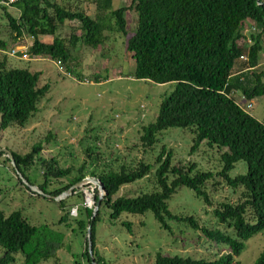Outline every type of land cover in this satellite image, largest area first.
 I'll return each mask as SVG.
<instances>
[{
    "label": "trees",
    "instance_id": "1",
    "mask_svg": "<svg viewBox=\"0 0 264 264\" xmlns=\"http://www.w3.org/2000/svg\"><path fill=\"white\" fill-rule=\"evenodd\" d=\"M95 4L93 18L50 0H15L11 7L19 14L16 19L5 7L1 8L14 39H21L23 34L32 39L27 53L31 59H50L60 62L62 67L72 60L71 50L77 44L98 49L108 41L110 34L127 37L125 15L134 11L136 29L126 42V52L135 64L132 78L156 85H175L160 102L155 120L141 128L142 148L152 149L164 131L182 129L194 136L192 153L206 143L217 149L221 163L216 174L199 172L194 164H173L172 153L162 148L153 165L139 161L128 169L121 166L119 171L103 169L98 174L90 173L105 192L91 225L96 264H105L95 243V226L100 221L101 211H107L110 222H116L123 213L144 215L150 212L164 231H170L168 222L185 224L199 231L206 240L228 248L226 255L214 261L157 254L154 264H240L238 258L245 250V243L264 230V124L244 112L230 97L238 93L246 102L264 98V74L257 71L259 56L264 51V0H131L129 7L116 10L112 9L111 0H96ZM66 23L78 24L69 40L58 36ZM247 23H252L255 29L249 34V44L244 34ZM40 37H50L52 43H41ZM6 50V43L0 40V51ZM240 57L247 58L244 72L233 76ZM41 76L28 69L8 67L6 58L0 61V131L24 128L38 112L41 100L50 91L49 85L40 86ZM52 140L53 137L48 136L44 143ZM42 150L43 142L34 145L24 156L10 152L16 168L30 186L57 198L88 177V163H83L77 174H73L72 169L60 168L55 159H43ZM90 152H87L89 159ZM2 156L6 157L0 154ZM6 161L10 163L7 157ZM240 162L246 165V172L232 178L230 173ZM36 166L42 179L38 184L29 177L31 168ZM11 169L14 172L12 166ZM151 174L155 191L114 199L122 187L136 184ZM215 177L238 194V201L213 208L206 188ZM61 180H66L67 184L50 188ZM180 188L192 191L205 207L213 208L217 224L232 234L200 227L194 217L172 214L168 202ZM96 191L95 202L99 197ZM73 194L75 196L76 192ZM39 198L55 204L63 213L58 225L68 222L71 211L67 210V201L55 203ZM92 212L93 208H85L79 218L74 219L84 239L83 257L88 264L86 233ZM123 226L130 229L128 224L123 223ZM41 232L31 226L21 212L5 215L0 211V264H11L17 255L23 258V264L56 259L61 243L54 241L55 234L51 230L46 228V234ZM58 236L62 240V236ZM254 264H264V251Z\"/></svg>",
    "mask_w": 264,
    "mask_h": 264
},
{
    "label": "rangeland",
    "instance_id": "2",
    "mask_svg": "<svg viewBox=\"0 0 264 264\" xmlns=\"http://www.w3.org/2000/svg\"><path fill=\"white\" fill-rule=\"evenodd\" d=\"M50 1L71 10L83 11L91 17L96 15V0ZM130 4L131 0H111L113 10ZM3 7L14 19L18 18L16 9ZM125 18L127 37L110 34L108 41L98 49L77 44L71 50L72 60L59 68L50 59L22 58L28 53L32 39L23 34L21 39L15 40L0 7V40L6 43L7 48L6 52L0 51V61L6 58L10 68L41 73L40 86H50L49 93L38 106V112L24 128L11 127L0 131V149L24 156L34 145L43 142V159L53 158L60 168L72 169L73 174H77L86 162L87 178H92L90 173L98 174L103 169L119 171L121 166L132 168L139 161L153 165L162 148L172 153L173 164H194L199 172L216 174L220 171L217 149L203 143L192 153L194 136L187 130L164 131L152 149L142 148L139 142L141 128L155 120L160 102L173 91L175 85H156L132 78L135 64L126 52V41L136 29L137 15L130 10ZM77 27V23H66L58 36L69 40ZM251 27L247 24L244 33L248 44ZM262 44L264 46V37ZM13 51L15 55L11 56ZM259 62L261 66L257 71L264 74V51ZM244 68L245 63H238L234 71ZM238 97L241 98L240 94L234 98L237 104L240 103ZM248 113L264 124V98L253 100ZM48 136L53 140L44 143ZM88 150H91L90 159L87 157ZM245 172L246 165L240 162L230 176L233 178ZM29 177L37 184L42 181L37 166L31 168ZM66 184V180H61L54 182L50 188ZM213 184L216 186L214 189ZM206 190L213 208L221 203L238 201V194H234L217 177L207 185ZM153 191L155 185L151 174L136 184L122 187L114 199L136 197ZM96 192L95 187L88 184L76 190L75 196H68L65 201L68 202L67 210L71 211L70 217L66 224L58 225L63 213L55 204L30 194L18 184L10 163L6 157H0V211L5 215L21 212L31 226L44 234L46 228L51 230L55 234L54 241L61 243L56 259L41 264H88L83 257L84 239L77 231L74 219L79 218L83 209L94 208ZM168 208L176 216L194 217L200 227L232 234V231L217 224L212 215L213 208L205 207L203 201L186 188L176 192L168 202ZM107 215V211H101L100 221L95 226L96 250L105 264H154L157 254L214 261L228 253L226 246L206 240L199 231L185 224L168 222L170 231L162 230L150 212L144 215L123 213L116 222H110ZM123 223L128 224L130 229ZM58 235L62 236V240ZM263 251L264 230L245 243V250L238 261L240 264H254ZM11 264H23V258L17 255Z\"/></svg>",
    "mask_w": 264,
    "mask_h": 264
},
{
    "label": "water",
    "instance_id": "3",
    "mask_svg": "<svg viewBox=\"0 0 264 264\" xmlns=\"http://www.w3.org/2000/svg\"><path fill=\"white\" fill-rule=\"evenodd\" d=\"M0 153L4 154L7 157V159L10 161V164H11V166H12V168H13L16 176H17V179H19L24 184V186L26 188H28L33 194H35L36 196H39V197H43L46 200H51V201H54L55 203L65 201L67 199V197L73 195V193L76 192V190H78L79 188H82L88 184H91L92 186L95 187V189L98 190V193H99L98 201L93 203L94 208H93V212H92V217L90 219V225L87 228V233H86L87 250H88L90 264H96L94 256H93V250H92V240H91L92 227H91V225L93 224V222H94V220L98 214L100 203H101L103 197L105 196L104 188H103L102 184L99 182V180L96 178H85L84 180H82L78 184L71 187L66 193L62 194L60 197L53 198L49 195L44 194L37 187L30 186L28 184V182L23 178V176L19 173L18 169L16 168L12 154L8 150L0 149ZM87 194H89V193L87 192Z\"/></svg>",
    "mask_w": 264,
    "mask_h": 264
},
{
    "label": "built area",
    "instance_id": "4",
    "mask_svg": "<svg viewBox=\"0 0 264 264\" xmlns=\"http://www.w3.org/2000/svg\"><path fill=\"white\" fill-rule=\"evenodd\" d=\"M15 0H0V7L2 6H11V4L14 2ZM250 43V41H249ZM15 52L13 51L11 56H14ZM28 55L25 54L23 55V59H27ZM239 62L241 63H246L247 62V58L246 57H240ZM57 67H61L60 62L56 63ZM238 106L244 111L248 113V110L252 109V101L246 102L242 97L240 98V103L238 104Z\"/></svg>",
    "mask_w": 264,
    "mask_h": 264
},
{
    "label": "crops",
    "instance_id": "5",
    "mask_svg": "<svg viewBox=\"0 0 264 264\" xmlns=\"http://www.w3.org/2000/svg\"><path fill=\"white\" fill-rule=\"evenodd\" d=\"M125 7H129V6H125ZM95 10H96V4H95ZM88 16V15H87ZM89 17H91V16H89ZM91 18H93V17H91ZM126 19V18H125ZM126 23H127V20H126ZM247 24H249V25H251L252 26V23H247ZM250 32H253V31H255V29H254V26H252L251 28H250ZM48 38H50V37H40L39 38V41L41 42V43H44V44H51L52 43V39L49 41L48 40ZM127 42V41H126ZM262 54V53H261ZM259 60H260V56H259ZM238 63H241V62H239L238 61ZM237 63V64H238ZM236 64V65H237ZM260 66H261V63L259 62V64H258V66H257V69L258 68H260ZM244 72V70H236V71H234L233 70V76H238V75H240V74H242ZM236 94H238V93H235V94H232L231 95V99L235 102V104H237L238 102H237V100L235 101V97H236ZM238 99L240 100V97H238ZM238 105V104H237ZM249 114V113H248Z\"/></svg>",
    "mask_w": 264,
    "mask_h": 264
}]
</instances>
